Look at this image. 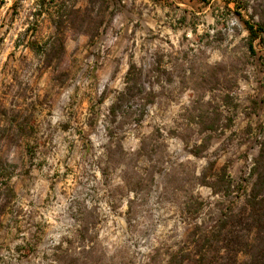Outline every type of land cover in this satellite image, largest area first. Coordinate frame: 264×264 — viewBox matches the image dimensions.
Wrapping results in <instances>:
<instances>
[{"label": "rangeland", "instance_id": "374dc122", "mask_svg": "<svg viewBox=\"0 0 264 264\" xmlns=\"http://www.w3.org/2000/svg\"><path fill=\"white\" fill-rule=\"evenodd\" d=\"M254 6L0 0V264H167L243 201L264 148Z\"/></svg>", "mask_w": 264, "mask_h": 264}, {"label": "trees", "instance_id": "16d2710c", "mask_svg": "<svg viewBox=\"0 0 264 264\" xmlns=\"http://www.w3.org/2000/svg\"><path fill=\"white\" fill-rule=\"evenodd\" d=\"M257 1L254 0L255 6L250 18L253 20L258 15L259 21L252 24L245 21L249 31L248 46L252 52L256 41L264 45V9L261 10L263 5ZM248 7L247 2L243 9L248 11ZM70 14L72 15V11ZM238 14L241 16V13ZM76 17L74 14L73 18ZM73 18L71 21L75 24ZM61 25L62 21L58 22L57 28ZM56 42L57 39L53 44ZM59 49L62 50V44ZM135 90H143L141 76L130 79L126 89L111 106L112 117H115L117 107L134 99ZM252 172L257 174V179L243 201H239L240 196L235 201H230L215 225L197 226L189 234L188 242L180 255L173 256L167 264H184L188 259L195 264H264V148L256 159ZM240 256H244V259L240 260Z\"/></svg>", "mask_w": 264, "mask_h": 264}]
</instances>
